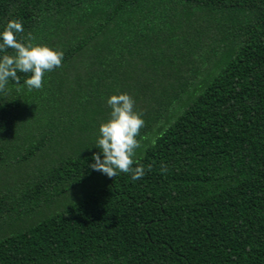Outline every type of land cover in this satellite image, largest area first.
<instances>
[{
	"label": "trees",
	"instance_id": "trees-1",
	"mask_svg": "<svg viewBox=\"0 0 264 264\" xmlns=\"http://www.w3.org/2000/svg\"><path fill=\"white\" fill-rule=\"evenodd\" d=\"M10 20L64 58L0 93V264H264V0H0ZM123 93L138 180L90 167Z\"/></svg>",
	"mask_w": 264,
	"mask_h": 264
},
{
	"label": "clouds",
	"instance_id": "clouds-1",
	"mask_svg": "<svg viewBox=\"0 0 264 264\" xmlns=\"http://www.w3.org/2000/svg\"><path fill=\"white\" fill-rule=\"evenodd\" d=\"M24 31L23 24L18 20H10L4 31L0 33V93L6 92L9 79L20 83V73H31L24 83L29 91L42 89L46 72L62 66L64 53L46 45H34V37L29 33L27 43L18 40L17 34ZM14 50V55L7 54V50ZM107 104L111 107L110 119L102 123L99 128L100 136L96 147L103 154L94 153L90 167L100 171L109 178L119 173L130 174L133 180L143 178L146 169L139 163L137 150L142 146L141 129L145 127L142 113L134 110L135 101L127 93L112 95ZM155 144V140L152 142ZM151 165L147 171H151ZM162 172L167 168L162 167Z\"/></svg>",
	"mask_w": 264,
	"mask_h": 264
}]
</instances>
